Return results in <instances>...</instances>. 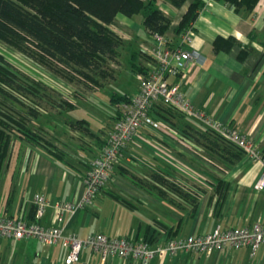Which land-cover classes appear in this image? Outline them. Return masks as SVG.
I'll use <instances>...</instances> for the list:
<instances>
[{"label": "crops", "instance_id": "obj_1", "mask_svg": "<svg viewBox=\"0 0 264 264\" xmlns=\"http://www.w3.org/2000/svg\"><path fill=\"white\" fill-rule=\"evenodd\" d=\"M192 1L185 0L179 8L160 5L171 18L165 32L171 44L195 49L202 57V61L190 63L170 79L182 83L186 96L196 106L248 134L264 152V0H259L250 12L236 10L223 0H204L193 24V42L189 44L182 42L176 28ZM140 19L142 23H136L134 14H117L110 27L122 40L118 56L109 60L113 61V70L107 67V75L99 77V85L94 88L118 76L125 65L124 55L134 81L123 84L117 96L131 97L137 92L136 71L148 70L154 64L150 52L152 35L144 27L143 15ZM218 36L234 37L238 42L229 50L216 51L214 42ZM242 50L246 53L240 56ZM92 89L86 90V94ZM121 102H117L113 116L97 130L83 116L59 117L70 107L58 111L46 108L30 115L29 125L40 129L44 139L12 140L0 166V212L34 220L35 192H44L52 202L81 199L90 162ZM153 113L176 132L141 127L115 165L110 182L91 202L66 213L61 222L55 217V207H48L38 221L46 225L61 223L65 233L74 232L79 237L104 232L154 241L211 231L217 225L252 226L258 219L264 221V187L258 186L263 167L258 161L242 153L239 159L225 163L196 140L194 132L206 130L202 121L166 105L157 106ZM78 119L85 123L79 127L71 123ZM154 172L186 194L180 195L155 181L151 175ZM67 252V247L59 243L0 237V264H67ZM71 264L137 262L117 256L102 260L100 253L83 247L79 259ZM146 264H264V244L254 253L250 247H228L212 254H159Z\"/></svg>", "mask_w": 264, "mask_h": 264}, {"label": "built area", "instance_id": "obj_2", "mask_svg": "<svg viewBox=\"0 0 264 264\" xmlns=\"http://www.w3.org/2000/svg\"><path fill=\"white\" fill-rule=\"evenodd\" d=\"M195 31L190 27L181 34L182 42H193ZM166 34L155 32L150 48L154 64L148 70L138 71V92L129 100L119 103L117 116L108 130L97 154L90 162L84 178L85 190L79 200L52 202L44 192H35L34 220L0 212V237L13 240L36 238L45 244H61L67 247L65 262L71 264L79 259L83 247H90L101 255L102 260L109 256L132 258L137 264H146L155 256L166 253L203 252L212 254L225 248L250 247L253 253L264 244V221L258 219L252 226H232L223 228L217 225L211 231L199 234L189 233L182 237L168 238L165 241L150 239H131L123 235H109L96 232L79 237L74 232L65 233L60 224L46 225L38 221L48 207H55V217L62 221L66 213H73L86 203L91 202L100 190L107 185L112 171L122 157L127 145L136 137L141 127L164 129L166 125L154 116V109L166 105L183 114L201 120L206 127L241 149L244 155L258 161L262 167L259 187H264V152L248 134L233 127L228 122L209 114L196 106L185 94L182 83L170 79L192 62L202 61L200 53L182 45H172ZM72 102V101H71ZM174 131V130H173ZM176 132V131H174Z\"/></svg>", "mask_w": 264, "mask_h": 264}, {"label": "trees", "instance_id": "obj_3", "mask_svg": "<svg viewBox=\"0 0 264 264\" xmlns=\"http://www.w3.org/2000/svg\"><path fill=\"white\" fill-rule=\"evenodd\" d=\"M236 10L252 11L259 0H223ZM185 0H0V39L24 51L32 52L40 62L49 64L61 74H74L82 80L86 88L99 85V77L107 75L106 63L118 56L117 48L121 37L110 27L117 14L131 16L143 12V24L150 35L155 32L165 34L171 18L160 7L162 3L179 8ZM204 6V0H193L176 28L183 33L193 24ZM237 39L218 36L214 49L229 50ZM240 52V56L245 54ZM137 71H143L139 69ZM4 85L29 91L17 82L9 61L0 53V93H5ZM33 94L39 95L37 91ZM113 100H129L127 96L112 97ZM28 115L14 117L7 113L0 127V166L8 153L13 133L36 141L44 139L40 129L29 125V117L39 110L27 107ZM26 114V113H25ZM119 110L117 116H119ZM116 116V117H117ZM82 126L84 119L71 121ZM196 140L210 153L216 154L225 163H231L242 156L243 151L220 135L206 130L194 132ZM263 151V150H262ZM155 181L170 190L184 195L183 189L172 181L154 172ZM186 194V193H185Z\"/></svg>", "mask_w": 264, "mask_h": 264}, {"label": "rangeland", "instance_id": "obj_4", "mask_svg": "<svg viewBox=\"0 0 264 264\" xmlns=\"http://www.w3.org/2000/svg\"><path fill=\"white\" fill-rule=\"evenodd\" d=\"M142 15L143 12L134 14L136 23H142L140 19ZM0 53L9 61L10 69L14 72L17 82L22 86L28 87L30 90L37 91L39 94L35 95L30 90L20 91L18 88L4 85L5 93H0V127H2L3 123L1 122L3 120L2 117H5L6 112L11 113L14 117H18L28 115V106H35L39 111L45 110L46 108L56 109L58 111L59 108L70 107L63 114L59 115V117L65 119V117L69 116H83L88 119V125L97 130L100 126H104L116 111L117 102L112 99V96L122 92L121 86L123 84L134 81L131 65L128 62V58L124 55L123 62L125 65L117 77L106 81L99 88H94V86V89L92 87L88 89L84 82L79 80L74 74H69V76L61 74L60 71L53 69L49 64L40 62L31 54L32 52H28V50L24 51L2 39H0ZM111 62L113 61L107 62L106 69L108 67L110 70L111 67V70H113L114 66H110ZM90 89L92 90L86 94V90ZM163 123L166 125V128L157 129L158 131L175 133L174 131L176 129L173 126L167 122ZM209 130L212 131L211 129ZM18 137L17 132L13 133L12 140ZM11 144L8 149H10ZM139 168L141 167L138 166ZM169 176L173 179L171 175ZM143 179L147 180L145 177ZM258 255L259 252L254 258L256 259Z\"/></svg>", "mask_w": 264, "mask_h": 264}]
</instances>
